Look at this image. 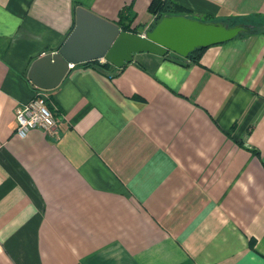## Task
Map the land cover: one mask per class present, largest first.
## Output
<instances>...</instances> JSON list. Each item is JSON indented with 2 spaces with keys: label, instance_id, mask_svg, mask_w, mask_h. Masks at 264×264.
Returning a JSON list of instances; mask_svg holds the SVG:
<instances>
[{
  "label": "crops",
  "instance_id": "0c3cea01",
  "mask_svg": "<svg viewBox=\"0 0 264 264\" xmlns=\"http://www.w3.org/2000/svg\"><path fill=\"white\" fill-rule=\"evenodd\" d=\"M151 1L0 0V264H264V0H167L243 30L196 62L70 66L53 129L15 132L78 6L144 35Z\"/></svg>",
  "mask_w": 264,
  "mask_h": 264
},
{
  "label": "water",
  "instance_id": "95a60500",
  "mask_svg": "<svg viewBox=\"0 0 264 264\" xmlns=\"http://www.w3.org/2000/svg\"><path fill=\"white\" fill-rule=\"evenodd\" d=\"M242 30L243 26L239 25L204 22L174 14L161 17L140 35L122 30L115 22L78 6L74 26L58 50L34 60L27 77L36 88L50 90L76 64L103 59L120 68L131 62L135 53L143 52L159 56L173 52L186 58L196 48L228 41Z\"/></svg>",
  "mask_w": 264,
  "mask_h": 264
},
{
  "label": "built area",
  "instance_id": "2783aa9c",
  "mask_svg": "<svg viewBox=\"0 0 264 264\" xmlns=\"http://www.w3.org/2000/svg\"><path fill=\"white\" fill-rule=\"evenodd\" d=\"M101 62L106 61L101 59ZM15 120V132L20 137H24L33 128L45 131L53 129L56 121L53 113L46 105L44 90L37 89L32 99L15 109Z\"/></svg>",
  "mask_w": 264,
  "mask_h": 264
},
{
  "label": "trees",
  "instance_id": "16d2710c",
  "mask_svg": "<svg viewBox=\"0 0 264 264\" xmlns=\"http://www.w3.org/2000/svg\"><path fill=\"white\" fill-rule=\"evenodd\" d=\"M149 12L155 16V20L151 27H153L158 20H160L161 17L166 16V15H173L177 12H184L182 8H180L177 4L168 2L167 0H152L149 4ZM127 31L128 29L125 28L123 29ZM248 30V29H247ZM250 31V30H249ZM204 48H196L194 51H192L186 58L185 60H188L190 62H196L200 59L201 53ZM99 63V60L91 61V62H86L83 64H92V63ZM104 66H111L110 63L104 62Z\"/></svg>",
  "mask_w": 264,
  "mask_h": 264
},
{
  "label": "rangeland",
  "instance_id": "374dc122",
  "mask_svg": "<svg viewBox=\"0 0 264 264\" xmlns=\"http://www.w3.org/2000/svg\"><path fill=\"white\" fill-rule=\"evenodd\" d=\"M203 18V20L205 19L204 17H202ZM230 26H235V25H230ZM239 26H241V25H239Z\"/></svg>",
  "mask_w": 264,
  "mask_h": 264
}]
</instances>
